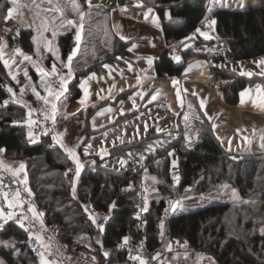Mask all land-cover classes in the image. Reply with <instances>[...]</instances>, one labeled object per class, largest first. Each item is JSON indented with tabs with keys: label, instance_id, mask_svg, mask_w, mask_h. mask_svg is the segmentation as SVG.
Segmentation results:
<instances>
[{
	"label": "trees",
	"instance_id": "16d2710c",
	"mask_svg": "<svg viewBox=\"0 0 264 264\" xmlns=\"http://www.w3.org/2000/svg\"><path fill=\"white\" fill-rule=\"evenodd\" d=\"M78 1L83 9L87 7L86 0ZM133 1L124 2L130 4ZM206 3L207 0H140L143 7L151 6L155 9L165 41V47L154 60L157 75L180 73L183 64L172 57L170 47L176 39L189 41L185 38L191 37L197 28L204 29L202 22L206 15ZM9 6V0H0V18L6 15ZM210 17L215 20L212 26L214 34L207 40L200 36V42L226 41L232 59H247L264 54V4L244 9L217 7ZM108 32L102 36L106 50L98 54L99 49L94 48L95 58L92 56L87 64L74 69V77L68 85L72 92L70 100H77L82 95L80 82L86 75L91 72L103 73L106 70L105 64L115 66L123 63L121 59H116L117 56L133 55L128 49L129 40H121L110 26ZM31 35V29L21 28L16 36L17 45L27 52L33 51ZM106 39H110V43H106ZM57 42L60 57L66 59L74 46L73 31L59 35ZM82 56L77 54L75 57ZM196 56L186 50L181 58L185 61ZM206 58L210 60L206 72L218 83L220 93L227 103H236L239 91L245 85L264 81V74L241 75L226 68V61L220 57ZM30 73L36 77L33 69H30ZM20 84L21 78L12 79L0 61V149L5 150L4 156L14 155L22 159L24 176H14L20 181L26 176L27 187L31 189L36 203L44 207L47 221L56 225L58 235L72 252H97V259L101 263L124 264L125 251L117 248L124 236L128 237L129 242H135L144 232L149 247L161 241L159 213L163 197L148 198L142 230L134 217L138 201L136 187L141 179L159 186L163 195L174 197H178L184 190L202 192L208 186L231 178V174L233 178L230 180L246 197L255 189L258 177L264 182V150L236 153L227 150L204 117L198 126L200 143L196 147L185 148L180 137L162 146L161 152L147 161H129L128 168L121 170L111 168L104 164L105 157L126 155L130 150L143 151L148 147L153 131H148L135 141L112 145L107 156L86 155L83 151L85 144L98 131L89 123L94 107L86 108L79 146L81 154H85L92 165L90 168L81 167L77 176L76 163L61 147V143L53 142L51 134L55 131H47L35 137V142L30 141L28 132L31 129L27 124L26 107L14 100L8 101L12 95L7 88L18 93ZM129 93L130 90H124L117 97L125 98ZM25 98L33 101L34 94L29 91ZM5 100L8 101L7 105H4ZM31 108L35 107L32 105ZM131 113L118 115L111 123H120ZM260 130L264 131V119ZM170 147L173 148L171 156ZM172 159L176 160L175 166L172 165ZM142 167L147 170L145 173L141 172ZM174 167L182 173V179L177 185L172 183L170 176V170ZM75 176L77 185L73 192ZM130 183L135 187H125ZM22 186L25 187L24 184ZM256 197L257 203L243 201L244 205L238 207L228 202H217L194 210L174 212L166 221L165 237L167 240L178 237L188 241L218 264H264V185ZM85 200L102 213H107V220L103 216V232L97 227L101 225L100 221L93 224L89 219L90 211H85L83 207ZM113 202L114 207L110 210ZM3 241L11 243L7 246L0 243L2 264H36L35 256L27 244L26 232L18 223L12 221L5 224L0 232V242ZM104 252L109 253L108 257L104 256Z\"/></svg>",
	"mask_w": 264,
	"mask_h": 264
},
{
	"label": "crops",
	"instance_id": "0c3cea01",
	"mask_svg": "<svg viewBox=\"0 0 264 264\" xmlns=\"http://www.w3.org/2000/svg\"><path fill=\"white\" fill-rule=\"evenodd\" d=\"M124 1L90 0L91 7H89V2L86 0V9L99 11L103 13L106 19L105 21L104 18L101 19L98 15L89 23L90 26L86 31L87 46L103 42L104 38L101 36H104V33L107 34L106 31L109 30L110 26L119 37L123 35L127 38L126 40L130 41L128 49H131L133 54L123 56L121 59L123 63H117L115 66L109 65L111 67L110 74L109 69L106 68L103 73L91 72L81 80V82L88 80L95 73V78L88 81L87 87L90 95L86 100V105H90L88 107H94L95 109L100 106L107 111L108 109L111 110L106 115L107 124L101 127L112 124L111 122L118 115L132 112L124 121L113 126L115 143L112 145L121 143V139L123 142L135 141L145 136L148 131H153L151 132L152 137L148 141L149 145L144 149L150 153L144 159V161H147L159 154L163 149L162 146L180 138L184 120L182 116L183 107L190 104L195 106L202 116L210 122L214 134L224 148L233 153L254 151L253 138L254 134L260 131V125L264 119V110L254 107L247 97L249 95L252 98L256 96L257 85L264 90V81H256L242 87L237 102L230 104L222 97L218 83L207 74L210 60L206 57L196 56L185 61L180 58L178 62H182L183 65L179 74L157 75L154 60L165 47L160 29V19L151 6L149 7L152 8V12L145 18L144 13L147 12L149 7L137 6L140 4V0H134L130 4ZM260 3L264 4V1ZM121 9L126 10L122 12ZM153 17L157 18L156 24L153 23ZM204 25L207 24L204 23ZM199 29V35L204 38L201 32L206 31L202 27ZM149 58L152 60L151 64L148 63ZM261 60H264V54L247 59H232L224 62V66L239 73L264 74V64L260 63ZM197 61L201 62V66L193 67L185 73L188 65L195 64ZM129 65H131V70H129ZM173 79L177 81L176 85H173ZM112 85H115V87L112 88ZM110 88L111 91H109ZM121 89L123 91L130 90V93L125 98H118V94L122 92ZM246 89L248 93L245 97V103L241 104L240 94ZM178 91L179 98L177 96ZM24 93L21 95L18 91L17 99L14 96H12V99L14 101L20 100V104L26 107L28 115L32 109V101L27 100ZM81 94H83V90ZM142 96L143 98H141ZM152 96H155L156 99L153 100ZM201 101L204 103L203 108H201ZM43 112L45 113V111ZM92 121L93 118L90 116L89 123L92 128H96L93 127ZM146 125L147 132H145ZM118 137L120 139H117ZM169 149L172 153L173 148L170 147ZM1 154L3 153H0V161L5 162L4 155ZM0 169L12 174L6 167ZM2 207L5 208L6 212L9 211L6 204ZM28 216L31 219V213ZM35 222L32 220V224L35 228H38L37 222ZM208 258V256H205L196 264H213L212 259ZM59 264L91 263L72 256L68 261H59Z\"/></svg>",
	"mask_w": 264,
	"mask_h": 264
},
{
	"label": "rangeland",
	"instance_id": "374dc122",
	"mask_svg": "<svg viewBox=\"0 0 264 264\" xmlns=\"http://www.w3.org/2000/svg\"><path fill=\"white\" fill-rule=\"evenodd\" d=\"M264 0H219V3H217L213 8L215 7H225V8H232V9H244L247 7L251 6H257L261 4ZM19 3L23 4L26 3V0H18ZM241 2L242 5L241 6ZM56 3V0H53V4ZM60 3L65 6V12L64 16L60 17V14L57 12H52L51 15H49V20H51V16H55L57 18V23L54 25H50L51 28H54L57 31V35L55 37L52 36V31L45 32L43 36L39 35V30L41 27V21L44 19V14L42 13L39 17H36V12L38 9H32L29 11L27 7L19 9L17 12L13 14V18L8 19L7 21L4 20V18H0V37H3V41L6 43V48L4 49V57L5 59L9 60V65L11 68V71L13 75L21 78V84L18 86L19 91L21 93V89L23 88L25 90V93H28L29 91L33 93L32 89L33 87L36 88L37 91L40 92V94L43 96L46 93L43 91L41 88V75L40 72L37 71V68L43 69L45 71H50L52 68L53 63L55 62L57 64V68L59 70L60 75H65L67 73V69L63 68L62 65L60 64V61L56 59L55 56H53L52 52L46 51L45 49V44L48 42H51V46L58 49V54L60 57V52H59V46H58V37L59 35L66 33L68 31H73V36H74V46H76V27H78L81 23L80 18L78 15H76L72 9L70 4H65V0H60ZM77 3L80 4V2L77 0ZM221 4L225 6H220ZM9 7H12L11 3H9ZM81 5V4H80ZM212 6V0H207L206 3V16H209L208 13V7ZM42 8L44 9H49L51 5L47 3V0H45V3L41 5ZM81 10L85 13V17L83 20V29H82V34H81V40H80V47L77 51V54H83L84 56L80 58H73V63H72V68H73V76L69 80V83L74 77V69L76 67H79L80 65H84L85 63L87 64L93 56V51L97 48L99 49L98 54H102L106 48L103 45V42L101 41L97 45H91L87 46L85 40H86V29L90 26L89 23L92 21L94 17H99L102 19L104 18L103 13H100L99 11L92 10V9H86L82 8L81 5ZM22 14V15H21ZM7 15V13H6ZM5 15V16H6ZM205 19V18H204ZM209 19L213 20L212 17L209 16ZM72 20L75 21L76 27L72 25H68L67 21ZM106 21V19L104 18ZM21 28H26V29H31L32 35L31 39L33 42V37L35 36L37 38V42L40 45V53H37V45L33 43V51L32 52H27L20 48L19 45H17L16 42V36H17V30ZM6 29H10V31H6ZM108 31H106L107 33ZM109 33V32H108ZM105 34V33H104ZM99 36V35H97ZM102 37V36H101ZM106 43H110V39H107L105 41ZM104 42V43H105ZM105 43V44H106ZM101 47L102 51H101ZM95 48V49H94ZM15 49H20L21 52L24 55L30 56L32 59L30 61H25L23 60V56L18 55L15 53ZM73 50V49H72ZM91 52V53H90ZM71 53V52H70ZM86 53V54H85ZM76 54V55H77ZM69 56V55H68ZM62 59L60 57V60H63L64 62H67V58ZM202 57V56H200ZM13 60L15 63H13ZM86 61V62H85ZM27 70L28 72V77H25L24 75V70ZM30 69H33L36 73V77H33L32 73H30ZM8 73H9V69ZM12 77V76H11ZM59 79V78H58ZM48 80L50 81V77H48ZM68 83V85H69ZM67 85V91L64 93V95L61 97V102L58 104V111L56 113V129L54 130L51 134V137L53 139V136H57V140H53V142L56 141V143H61L62 145L66 146L67 148H74L75 154L79 162L81 159H87L88 157L86 156L87 154H95L101 156L102 154L105 156L108 155V149L112 146V144L115 142V136H114V128L115 124H108L105 127H101L102 125L107 124L108 122L107 119V113L108 111L105 109H102L100 106L96 108L92 115L91 118L93 121L91 122L93 124V127L98 128V131L95 133V135H91L90 139L87 141L84 147V153L85 149L88 148V153L81 154L79 151V146L81 145V139L82 135H80V130L83 127L84 124V119H85V113H86V107L90 105H81L79 101L84 98V91L82 96H80L79 99L77 100H70L71 96V90H69V87ZM34 94V93H33ZM12 95V94H11ZM13 96V95H12ZM11 96V97H12ZM10 97V98H11ZM17 93H15L14 98L17 99ZM15 99V100H16ZM36 101L37 98L34 95V99L31 102L33 107L34 105L36 106ZM66 105V106H65ZM41 111L48 112L51 114L50 107L43 105L39 106ZM33 109V108H32ZM31 109V110H32ZM35 109V108H34ZM98 113H102L98 115ZM29 119V116H28ZM27 119V121H28ZM28 124V123H27ZM92 127V125H91ZM261 130L258 131L257 133L254 134L253 138V149L255 151H260L262 150L260 147L261 140H260V134ZM123 133V131H122ZM121 133V135H122ZM63 134V135H60ZM34 137H38L35 133H33ZM63 141V142H62ZM90 146V147H89ZM62 147V146H61ZM65 150V147H62ZM101 149H104L106 151L102 152ZM3 153V152H2ZM130 154V155H129ZM3 155V154H1ZM150 153L148 150H144L141 152H135V151H128L126 155L124 154H118L114 156H107L104 159V164L115 169H125L128 168V163L129 161H134L135 163H140L146 159ZM240 155H237L239 157ZM4 165L6 168H11L12 170H17L19 169V166L22 162V159L19 157L13 156H4ZM121 160H124L125 163L122 165L120 163ZM173 161L176 160L172 159V165ZM74 162V161H73ZM23 163V162H22ZM81 163V162H80ZM17 176H20L21 178L24 176L22 172H19ZM231 178H228L227 180H222L220 182H217L216 184H213L211 186H208V188L202 192H183L181 193L175 202L179 201V206L176 207L174 212L180 213V212H185L189 210H194L199 207L208 205V204H214L217 202H228L231 203L233 206H241L244 205L242 204L243 201H253L254 203H257V199L255 200L257 193L262 189L264 182L261 177L257 178V183L255 184V189L250 192L248 190L247 193L252 194V196L246 197L243 194H241L238 191V188L233 184V182L230 180L233 178V174L230 176ZM77 182L78 179H77ZM76 176L74 177V183L73 186H76ZM224 185H228L227 188L223 187ZM236 189L238 193V198L234 199L232 197V192L231 189ZM251 198V200H250ZM0 208H3L5 211V208L0 206ZM243 209V207H242ZM6 212V211H5ZM104 217H107V214L104 215ZM103 215H98L97 219L100 221L101 225L103 226ZM0 224H4L3 221H0ZM92 256H94L96 259L99 258V254L97 252H92ZM215 264H218L216 261L214 262Z\"/></svg>",
	"mask_w": 264,
	"mask_h": 264
},
{
	"label": "snow or ice",
	"instance_id": "6c2138e0",
	"mask_svg": "<svg viewBox=\"0 0 264 264\" xmlns=\"http://www.w3.org/2000/svg\"><path fill=\"white\" fill-rule=\"evenodd\" d=\"M89 2V7H91L90 4V0H88ZM9 3H11L12 7H9L7 9V15L4 16V20L7 21L8 19L13 18V14L15 12H17L19 9L21 8H25L27 7L29 9V11H31L32 9H38V11L36 12V17H39L42 13L44 14V19L41 21V27L39 30V35L43 36V34L45 32L48 31H52V36L55 37L57 35V31L54 28H51L50 25H54L57 23V18L55 16H51V20H49V15H51L52 12H57L60 14V17L64 16V12H65V6L62 5L60 3V0H56V3L53 4V0H47V3L49 5H51V7L49 9H44L41 7L42 4L45 3V0H26V3H19L18 0H9ZM219 3V0H212V6L208 7V13L209 16L211 15L212 11H213V7ZM65 4H70L71 5V9L72 11L79 16L80 18V25L78 27H76L75 21L72 20H68L67 24L68 25H72L74 27H76V36H75V40H76V46L73 48L72 52L69 54L68 58H67V62H64L63 60H60L59 54H58V49L54 48L51 46V42H48L45 44V49L46 51L52 52L53 56L56 57L57 60L60 61V64L62 65L63 68L67 69V73L65 75H60L59 70L57 68V64L54 62L52 65V68L50 71H45L43 69L37 68V71L40 72L41 75V88L43 89V91L46 93L45 95H41L39 91L36 90L35 87H33L32 91L34 93V95L36 96L37 100L43 101V104L45 106L50 107L51 110V114H49L48 112L44 113V118L45 120H52L53 123H55V119H56V113L58 111V104L59 102H61V97L64 95V93L67 91V85L69 83V80L71 79V77L73 76V68H72V63H73V58L76 56L77 51L80 47V40H81V34H82V29H83V20L85 17V13L81 10V5L79 3H77V0H65ZM137 6L143 7L142 4H138ZM220 6H225L223 4H221ZM241 6L242 2H241ZM126 9H121V11H125ZM152 12V8H148L147 12L144 13L145 18L148 17V14ZM22 15V14H21ZM209 16L205 17V20L202 23H206L208 26H213L215 24V20H211L209 19ZM153 23L156 24L157 23V18L153 17ZM6 31H10V29H6ZM196 32H200V29L197 28ZM17 34H19V29L17 30ZM195 35V33L193 34ZM201 35L204 36V39L207 40L209 39V35L206 32H201ZM120 39L121 40H126L127 38L123 35H120ZM185 39H191V37H186ZM33 43L37 45V53H40V45L37 42V38L34 36L33 37ZM183 43V42H181ZM187 46V45H185ZM133 47H135V45H133ZM6 48V43L3 41V37H0V61L3 62L5 68L9 69V75L12 76V79H16V76L13 75L10 65H9V60L5 59L4 57V49ZM129 51H131V49H129ZM15 53L18 55L23 56V60L25 61H30L32 58L28 55H24L20 49H15ZM93 58H95V53L93 51ZM117 60L122 59V57L117 56L116 57ZM174 59H176L177 61L180 60L179 56L174 57ZM86 62V61H85ZM13 63H15V61L13 60ZM148 63L151 64L152 60L151 58L148 59ZM260 63L264 64V60H261ZM197 66H201V62L197 61L195 64H189L188 67L185 69V73L189 72L193 67H197ZM105 68L109 69V74L111 73V67L108 64L104 65ZM129 70H131V65H129ZM251 75V73H241V75ZM24 75L25 77H28V72L25 69L24 70ZM59 76L58 80H48V77H57ZM95 78V73H93L88 80L82 81L81 82V89L84 91V98H82L79 103L81 105H85L86 104V100L88 99L90 93L88 90V81ZM138 81H139V76L137 77ZM177 81L175 79H173V85H176ZM112 88L115 87V85L111 86ZM7 91L9 93H11L13 96H15V93L13 92L12 88H7ZM101 91H103V89H101ZM109 91H111V88L109 89ZM121 91H123V89H121ZM24 93V89H21V95H23ZM248 93V90L246 89L244 92H241V104L245 103V97L246 94ZM179 91L177 92V96L179 98ZM193 95H195V93H193ZM143 98V96L141 97ZM248 99L251 100V103L254 107H258L261 110H264V90L261 89V87L259 85H257V89H256V96L254 98H252L250 95L247 97ZM131 99V97H130ZM152 99H156L155 96H152ZM20 100H16V103H20ZM8 101L5 100L4 101V105H7ZM66 106V105H65ZM191 107V105H189ZM135 107V105H134ZM204 107V103L203 101H201V108ZM108 111H111L110 109H108ZM102 113H98V115H100ZM29 119L27 121L29 128L31 129V127L36 123V121L31 119L32 116V110L29 111L28 113ZM95 119V118H93ZM184 120H185V127H190V125L188 124V116L187 114H185L184 116ZM145 132H147V125L145 126ZM63 135V134H60ZM28 136L30 138V141L35 142V137L33 135V132L30 130L28 132ZM117 139H120L119 137ZM186 139H188V137L186 136ZM53 140H57V136H53ZM260 140H261V144L260 147L262 150H264V131L261 132L260 134ZM121 143H123V140L121 139L120 141ZM115 143V142H114ZM62 147H65V151L67 152L68 156L76 163V174L77 176L79 175L80 169L82 167V165L80 164L79 160L76 157L74 148H67L64 145H61ZM90 147V146H89ZM151 147V146H149ZM4 149H0V153L4 152ZM102 152L106 151L104 149H101ZM85 153H88V148L85 149ZM130 155V154H129ZM169 155L171 156L172 153H169ZM120 163L123 165L125 163L124 160H121ZM159 163V162H157ZM173 164L175 166V161H173ZM6 166L4 165L3 161H0V168H5ZM24 164L21 162L19 169L17 170H12L11 168H8V171L12 172L13 175H17L19 172H22L24 170ZM147 171V170H145ZM153 181H155V178H152ZM174 179H176V177H174ZM20 183L25 185L24 191L27 192L28 196L31 197L33 194L31 192V189L27 187V178L25 176V179L23 181H20ZM8 187L7 185H5L3 183L2 178H0V198H2V201L4 204L7 205V208L9 209V211L5 212L3 210V208H0V221H3L4 223H7V221L9 220H13L14 218L16 219V222L19 224V227L21 229L24 230V232H26L28 234V240L29 242L35 240L37 244H39L40 248L43 249V251H38L37 255L39 256V264H59V261L55 258L49 259V257H55L56 256V252L59 251V249H56V251H53V238L52 237H48L47 242L45 241L44 237L39 234L38 232H34L32 230V224L31 223H26V221H29L30 218L28 215H26L25 213L21 212L19 215L17 214V212L15 211V209L18 208H23L24 204L27 203L28 207H27V212L31 213V220H34L36 222H38L40 224V231L41 232H47L48 229L45 227L44 225V221H43V216L44 213L40 212L37 210V208L35 207V205L31 202V201H25L22 196H21V192L19 190V188H17L15 191H12L11 189L9 190H5V188ZM223 187L227 188L228 185H224ZM73 192H75V187L73 186ZM232 192V197L234 199L238 198V193L236 189H231ZM170 206L173 210L176 209L177 206H179V201L177 202H169ZM244 203H254L251 201H244ZM115 202H113V205L110 206V210L112 207H114ZM85 208V211H87L88 206H83ZM143 210L147 211L148 210V200L147 198H145L143 200ZM167 212V209H166ZM137 218H139V214H137ZM89 219L92 220L93 224H96V220L94 217H92L91 215L89 216ZM108 217H105V220H107ZM3 225L0 224V227H2ZM97 227L99 228V230L101 232H103V226L102 225H97ZM160 228H161V235L163 236V221H161L160 224ZM264 234V233H262ZM3 243L5 246H7L9 243V241H3L0 242ZM123 243L127 244L128 243V237H124L123 239ZM122 246V245H121ZM187 246V243L185 242L184 247ZM169 251H171V248L169 247ZM105 257H108L109 253L108 252H104L103 253ZM159 255V254H157ZM185 258L187 259V253L184 254ZM200 254H198L199 256ZM130 259L133 260H138L139 264H147V262L141 258L139 255L137 256H131L130 254ZM93 261H95V257L92 258ZM153 259H156V257H153ZM175 259V258H174ZM208 259H211L210 257ZM0 264H2V262H0ZM214 264V262H213Z\"/></svg>",
	"mask_w": 264,
	"mask_h": 264
},
{
	"label": "built area",
	"instance_id": "2783aa9c",
	"mask_svg": "<svg viewBox=\"0 0 264 264\" xmlns=\"http://www.w3.org/2000/svg\"><path fill=\"white\" fill-rule=\"evenodd\" d=\"M204 30L207 31L209 35H213V27L205 25ZM195 33V35H193ZM191 35V39L189 41H183L182 39H176L173 41V44L170 47V53L172 57L179 56L182 57V54L184 51L188 50L198 56L207 57V56H215L220 57L225 61L232 60V56L229 53V45L226 41H218V42H200V35H198L196 32H193ZM183 42V43H181ZM187 45V46H185ZM59 76L57 77H50V81L55 79L58 80ZM12 97L8 98V101H12ZM36 106L34 105L35 109H32V116L31 119L36 121V123L31 127V130L39 136L42 133H45L47 131H54L56 129V123H53L52 120H45L44 118V112L40 110L39 106L43 105V101H36ZM190 104H186L183 107L182 116L184 119L185 114L188 116V124L190 127H185V120H183L182 127H181V142L185 148H193L196 147L200 143V138L198 136V126L203 121V116L201 112L193 105L191 107ZM186 136L188 139H186ZM92 165L91 161L88 159L82 160V168H90ZM145 168H141V172L145 173ZM170 176L172 183L174 185H177L181 179H182V173L181 171L174 167L170 170ZM176 177V179H174ZM0 178H2L3 183L7 185L8 187L5 188V190L11 189L12 191H15L17 188H19L21 192V196L25 201H31L38 211L43 212V221L45 227L48 229L47 232H41L40 231V224L37 222L36 225L38 228H35V226L32 224V220L26 221V223L32 224V230L34 232H38L41 234L45 241L47 242L48 237L53 238V251L55 252L56 249H59L58 252H56L55 257H49V259L55 258L58 261H68L72 256L85 260L91 264H104L99 262L98 259L95 258V261H93L92 252L87 250H82L79 252H72L69 250L65 244V242L60 238L57 232L56 225L49 223L45 216V209L41 205H38L34 199V195L31 197L28 196L27 192L24 191V188L17 177H15L13 174L4 171L0 169ZM80 178H78V181ZM125 187L127 188H134L135 186L130 183L127 184ZM137 190V204H136V211L134 213V217L138 221V227L140 230L143 228V215L146 212L143 210V200L145 198H153V197H163V205L161 207L160 213H159V228L161 221H163V236L161 235V228H160V242L153 246L149 247L146 243V234L142 232L140 236L137 238L135 242H129L127 244L123 243L124 236L122 240L117 244V248L120 250L125 251V258L126 262L124 264H139L138 260L130 259L131 256H137L139 255L141 258H143L147 264H196L198 261L203 259L206 255V253L202 249H198L190 245V243L186 240H182L178 237H173L169 240L165 237V224L168 219L172 217L174 214V210L170 206V201L175 202L177 197L170 196V195H163L161 193V190L159 186L156 184H149L145 181V179H141L139 184L136 187ZM184 192H188V190H184ZM33 194V193H32ZM84 206H88V210L90 211V214L95 218L97 222V216L102 214L103 216L105 213H102L98 209H96L88 200H85ZM5 205L2 201V198H0V206ZM28 204L25 203L23 208L15 209L17 214L19 215L21 212L25 213L26 215H29L30 213L27 212ZM167 209V212H166ZM107 214V213H106ZM137 214H139V218H137ZM16 222V219L7 221V223ZM2 224L3 226L0 227V232L3 231L5 224ZM27 236V244L30 248V250L33 252L36 264H39V256L37 255L38 251H43V249L40 248L39 244L36 243L35 240L29 242L28 240V234ZM185 242L187 243V246L184 247ZM122 245V246H121ZM169 247L171 248V251H169ZM185 253H187V259L185 258ZM159 254V255H157ZM198 254H200L198 256ZM153 257H156V259H153ZM175 258V259H174Z\"/></svg>",
	"mask_w": 264,
	"mask_h": 264
}]
</instances>
